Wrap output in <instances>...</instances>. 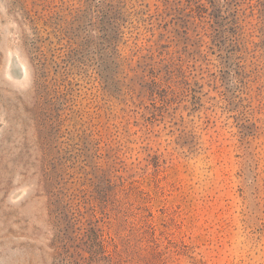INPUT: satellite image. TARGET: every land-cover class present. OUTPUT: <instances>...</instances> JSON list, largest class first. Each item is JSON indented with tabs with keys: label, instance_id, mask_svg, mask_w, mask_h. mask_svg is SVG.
<instances>
[{
	"label": "rangeland",
	"instance_id": "obj_1",
	"mask_svg": "<svg viewBox=\"0 0 264 264\" xmlns=\"http://www.w3.org/2000/svg\"><path fill=\"white\" fill-rule=\"evenodd\" d=\"M0 264H264V0H0Z\"/></svg>",
	"mask_w": 264,
	"mask_h": 264
}]
</instances>
